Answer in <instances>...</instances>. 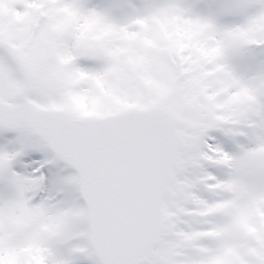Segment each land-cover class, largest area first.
I'll list each match as a JSON object with an SVG mask.
<instances>
[{
  "label": "snow or ice",
  "instance_id": "1",
  "mask_svg": "<svg viewBox=\"0 0 264 264\" xmlns=\"http://www.w3.org/2000/svg\"><path fill=\"white\" fill-rule=\"evenodd\" d=\"M0 264H264V0H0Z\"/></svg>",
  "mask_w": 264,
  "mask_h": 264
}]
</instances>
